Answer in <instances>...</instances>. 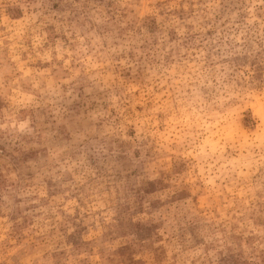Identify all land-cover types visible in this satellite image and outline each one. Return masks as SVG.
<instances>
[{
    "label": "rangeland",
    "instance_id": "374dc122",
    "mask_svg": "<svg viewBox=\"0 0 264 264\" xmlns=\"http://www.w3.org/2000/svg\"><path fill=\"white\" fill-rule=\"evenodd\" d=\"M0 264H264V0H0Z\"/></svg>",
    "mask_w": 264,
    "mask_h": 264
}]
</instances>
